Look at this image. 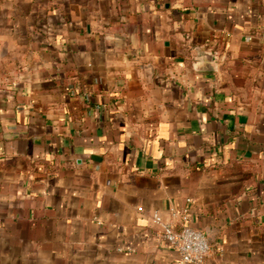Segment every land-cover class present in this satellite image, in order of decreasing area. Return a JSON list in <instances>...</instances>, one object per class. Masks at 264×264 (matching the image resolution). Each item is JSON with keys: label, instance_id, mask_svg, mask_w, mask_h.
Returning <instances> with one entry per match:
<instances>
[{"label": "crops", "instance_id": "1", "mask_svg": "<svg viewBox=\"0 0 264 264\" xmlns=\"http://www.w3.org/2000/svg\"><path fill=\"white\" fill-rule=\"evenodd\" d=\"M262 30L264 0H0V264H176L155 212L264 264Z\"/></svg>", "mask_w": 264, "mask_h": 264}, {"label": "built area", "instance_id": "2", "mask_svg": "<svg viewBox=\"0 0 264 264\" xmlns=\"http://www.w3.org/2000/svg\"><path fill=\"white\" fill-rule=\"evenodd\" d=\"M260 39L264 43V30L260 33ZM184 219L187 217L184 216ZM153 220L161 230L162 239L176 249L178 253L176 264H205L210 252L205 234L189 227L177 229L174 223L164 221L159 212L154 213Z\"/></svg>", "mask_w": 264, "mask_h": 264}]
</instances>
